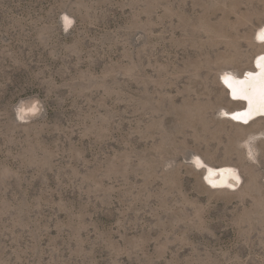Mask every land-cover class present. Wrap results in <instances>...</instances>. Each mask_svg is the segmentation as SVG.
<instances>
[{
    "label": "rangeland",
    "instance_id": "374dc122",
    "mask_svg": "<svg viewBox=\"0 0 264 264\" xmlns=\"http://www.w3.org/2000/svg\"><path fill=\"white\" fill-rule=\"evenodd\" d=\"M262 29L264 0H0V264H264L263 113L221 84L264 81Z\"/></svg>",
    "mask_w": 264,
    "mask_h": 264
},
{
    "label": "bare ground",
    "instance_id": "6f19581e",
    "mask_svg": "<svg viewBox=\"0 0 264 264\" xmlns=\"http://www.w3.org/2000/svg\"><path fill=\"white\" fill-rule=\"evenodd\" d=\"M257 38L264 39V29L260 30L257 33ZM262 65H264V57L259 58L254 62V69H257ZM254 81L257 85H251L252 87H248L245 95L241 91L240 86L236 82V79L232 77H224L221 79V84L224 89L230 93L231 100L239 103H245L243 110L230 114L225 113V119L234 121L239 124H246L247 121L250 122L252 119H254L253 117L258 115L257 113H263V115H261L260 117L264 119V105L259 107L260 103L264 104V81H260V79L255 78L252 82L254 83ZM235 94L237 96H234Z\"/></svg>",
    "mask_w": 264,
    "mask_h": 264
}]
</instances>
